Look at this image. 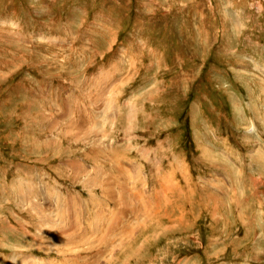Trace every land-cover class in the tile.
Segmentation results:
<instances>
[{
    "label": "rangeland",
    "instance_id": "obj_1",
    "mask_svg": "<svg viewBox=\"0 0 264 264\" xmlns=\"http://www.w3.org/2000/svg\"><path fill=\"white\" fill-rule=\"evenodd\" d=\"M263 159L264 0H0V264H264Z\"/></svg>",
    "mask_w": 264,
    "mask_h": 264
},
{
    "label": "bare ground",
    "instance_id": "obj_2",
    "mask_svg": "<svg viewBox=\"0 0 264 264\" xmlns=\"http://www.w3.org/2000/svg\"><path fill=\"white\" fill-rule=\"evenodd\" d=\"M243 2H244V0H242ZM233 100V99H232ZM236 101V100H235ZM233 103V102H232ZM238 105V104H237ZM237 107V106H236ZM235 109V108H234ZM236 110V109H235ZM239 109L237 108V110H236V112H235V115L234 116H237L238 117V120H239V123H242L243 125H244V121H243V116L239 113V111H238ZM82 113V112H81ZM83 115V114H82ZM101 115V114H100ZM89 116V115H88ZM72 117V116H71ZM80 117V116H79ZM99 116H97V118H98ZM96 118V119H97ZM256 118V117H255ZM78 119V118H77ZM93 119V118H92ZM98 119H101V118H98ZM91 120V119H90ZM108 120V119H107ZM105 121V120H104ZM97 123V122H96ZM66 125H67V123H65ZM77 128V127H76ZM78 128H79V126H78ZM88 128H89V126H88ZM81 129V128H80ZM85 129H87V128H85ZM247 129V128H246ZM96 130V129H95ZM79 131V130H78ZM86 131H89V132H86ZM98 131V130H97ZM74 132V131H73ZM95 132V131H94ZM68 133V132H67ZM78 133V132H77ZM77 133L76 134H74V135H77ZM80 133H81V138H83V136H84V138H83V140H85V141H87V134L88 133H93V131H91V130H81L80 131ZM95 133H97V132H95ZM100 133V132H99ZM99 133H98V135H99ZM60 134V133H59ZM69 135V134H68ZM204 135H205V132H204ZM206 137H207V135H206ZM63 138V137H62ZM77 139V138H76ZM75 139V140H76ZM207 139V138H206ZM80 140V139H79ZM90 141H91V139H90ZM78 142V141H77ZM89 142V141H88ZM205 142H207V141H205ZM39 146H40V144H39ZM38 146V147H39ZM90 146V145H89ZM75 147V146H74ZM40 148V147H39ZM207 149H209V147H206ZM74 149V148H73ZM77 149V148H76ZM223 150V149H222ZM90 152V151H89ZM204 152H207V151H205L204 149H203V153ZM76 153V152H75ZM202 153V152H201ZM224 154H225V152H223ZM253 153V152H252ZM256 153V152H255ZM254 153V154H255ZM211 154V153H210ZM218 154V153H217ZM228 154V153H227ZM206 155H209V154H206ZM253 155V154H252ZM84 156V155H83ZM204 156V155H203ZM212 155H210V157H211ZM216 156V155H215ZM256 156V155H255ZM100 157V156H99ZM206 157V156H205ZM260 157H262V156H260ZM85 158V157H84ZM87 158V157H86ZM207 158H209V156L207 157ZM71 159V158H70ZM212 159H213V161L211 160L210 161V163H213V164H211V165H217V163L215 162L216 161V159H215V157L213 156L212 157ZM72 160V159H71ZM97 160V159H96ZM95 160V161H96ZM215 160V161H214ZM226 160V162H227V159H225ZM264 160V159H263ZM73 161V160H72ZM263 161L262 160H259L258 161V163L256 164V169H255V167H254V170L257 172V173H259L260 172V168L261 167H263V163H262ZM71 163V162H70ZM228 163V162H227ZM261 163V165L262 166H260V165H258V164H260ZM229 165V164H228ZM91 166V165H90ZM97 166V162H95V167ZM104 166V165H103ZM230 166V165H229ZM97 168H99L98 166H97ZM231 168H233V166L231 167ZM83 169V168H82ZM234 169V168H233ZM102 170V169H101ZM262 170V169H261ZM236 170L234 169V172H235ZM262 171H264V170H262ZM237 172V171H236ZM234 176V175H233ZM16 177V176H15ZM89 180H91V179H89ZM88 180V181H89ZM99 180V179H98ZM86 181H87V179H86ZM93 181V180H92ZM95 181H96V178H95ZM97 182V181H96ZM100 182H101V180H100ZM98 183V182H97ZM102 183V182H101ZM29 184V183H28ZM99 184V183H98ZM106 184V183H105ZM104 184V185H105ZM20 186V185H19ZM99 186V185H98ZM102 186V185H101ZM30 187V186H29ZM105 187V189H106V187L107 186H104ZM20 188V187H19ZM100 189H102V187H100ZM103 190V191H106V193H108V194H110V195H112V191L110 190V189H108V190ZM24 190V189H23ZM20 191V190H19ZM25 191V190H24ZM20 191V198H22L24 195H26V193L28 192V191ZM30 193V192H29ZM212 193V192H211ZM93 195H97V193L95 192V193H92ZM18 195V194H17ZM23 195V196H22ZM213 195V194H212ZM15 196V195H14ZM22 196V197H21ZM27 196V195H26ZM91 196V195H90ZM208 196H210V195H208ZM92 197V198H91ZM90 198V200H93V201H96V202H98L97 201V199H95V198H97V197H95L94 198V196H91ZM114 197V196H113ZM26 198V197H25ZM215 198V197H214ZM213 198V199H214ZM99 199V198H98ZM113 199V198H112ZM95 202V203H96ZM70 205V204H69ZM45 215V214H44ZM49 217V216H48ZM43 222V221H42ZM41 222V223H42ZM39 223H40V221H39ZM144 224H146V223H142V224H140V227L141 226H143ZM62 232V231H61ZM72 234V233H71ZM74 234V233H73ZM74 236V235H73ZM66 238V237H65ZM73 242V241H72ZM44 244V243H43ZM46 248V247H45ZM46 250V249H45ZM22 258V257H21ZM24 259V258H23ZM39 263H41V262H39ZM74 263V262H73ZM12 264H21V263H17V262H14V263H12ZM25 264H29V263H25Z\"/></svg>",
    "mask_w": 264,
    "mask_h": 264
},
{
    "label": "crops",
    "instance_id": "obj_3",
    "mask_svg": "<svg viewBox=\"0 0 264 264\" xmlns=\"http://www.w3.org/2000/svg\"><path fill=\"white\" fill-rule=\"evenodd\" d=\"M257 191H259V190H257ZM257 191H256V192H257Z\"/></svg>",
    "mask_w": 264,
    "mask_h": 264
}]
</instances>
